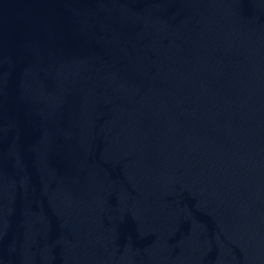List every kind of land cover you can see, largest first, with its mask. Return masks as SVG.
I'll list each match as a JSON object with an SVG mask.
<instances>
[{"label": "water", "instance_id": "obj_1", "mask_svg": "<svg viewBox=\"0 0 264 264\" xmlns=\"http://www.w3.org/2000/svg\"><path fill=\"white\" fill-rule=\"evenodd\" d=\"M0 264H264V0H0Z\"/></svg>", "mask_w": 264, "mask_h": 264}]
</instances>
